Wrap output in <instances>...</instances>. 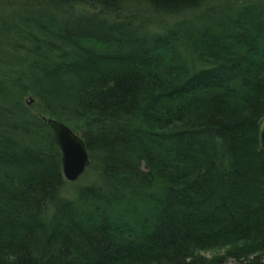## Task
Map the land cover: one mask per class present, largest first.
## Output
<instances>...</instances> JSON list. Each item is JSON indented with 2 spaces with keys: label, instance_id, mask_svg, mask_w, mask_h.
<instances>
[{
  "label": "trees",
  "instance_id": "1",
  "mask_svg": "<svg viewBox=\"0 0 264 264\" xmlns=\"http://www.w3.org/2000/svg\"><path fill=\"white\" fill-rule=\"evenodd\" d=\"M93 27L105 66L79 48ZM44 115L86 145L76 182ZM262 117L264 0H0V159L27 165L0 195V264H229L199 252L223 238L230 264H264Z\"/></svg>",
  "mask_w": 264,
  "mask_h": 264
},
{
  "label": "rangeland",
  "instance_id": "2",
  "mask_svg": "<svg viewBox=\"0 0 264 264\" xmlns=\"http://www.w3.org/2000/svg\"><path fill=\"white\" fill-rule=\"evenodd\" d=\"M129 18H132L131 20L134 23L138 22V19L137 18H133V17H129ZM152 19L155 20L156 22H158V17L157 18H152ZM165 21H167V20H165ZM161 24H163V22ZM77 30L79 31V29H77ZM82 30H84V29H82ZM89 30H91L92 34H93V32H95V35L91 36L92 34H87V32H86L85 34H87V35L84 38L86 42H83L82 44L81 43L79 44V48H83V50L87 52L85 54V58H83V59L89 60L92 63L95 62V63H97L99 65L105 66V64L107 63V60H106L108 58L107 56L110 55V52L107 49L105 50V47H104L105 46L104 43H106V39H108L110 37V36H108V31H106L104 29L101 31L98 27H93L92 29H89ZM37 33H39V31ZM88 36H90V37H88ZM84 43H85V45H83ZM132 55H134V54H132ZM173 55L174 56H178V54H173ZM103 61H105V62H103ZM52 70H53V72H51L50 76L48 77V83H47L48 85H46V88H45V86H43L41 89H46L44 91H48L49 93L60 94L61 93L60 91H61V89L63 87L70 88L68 86V85H70L69 84L70 82L68 80L70 79L69 76H70L71 73H66L65 72V73H62V74H57V73H59L60 70H54V69H52ZM97 73H98V78L99 77H102L104 75V72H97ZM63 93H64V91H63ZM63 93H62V95H63ZM70 95H71V93H66L65 94V96H68V97ZM63 99H65V98H63ZM14 102H15V100H14ZM23 103L26 106V109H28L30 112L31 111L34 112V113L37 112V109L35 108V106H36V99H35L34 93H32V90L31 89L27 93V95H23ZM66 105L67 104H63V106L65 108H66ZM44 116L45 117H48V118H55L54 116L53 117L46 116V115H44ZM71 118H72V116H70L68 119H71ZM262 118H264V117H262ZM55 119L57 121H59V122H62L66 118H64L62 121H60L57 118H55ZM67 123L68 124H71L70 122H67ZM258 129H259V127H258ZM258 140H259V138H258ZM55 143H56V141H55ZM56 145H57V147H59L57 143H56ZM59 150H60L61 168H62V150H61L60 147H59ZM262 150H264V149H262ZM7 155L5 154V156H7ZM86 155L88 156L89 162H90V156L88 155L87 148H86ZM0 161H2L1 164H0V195H2L4 193V191L10 190L12 188L11 187L12 185L14 187V184H15V181H16V179L14 177L16 175L15 174V171H17V170L19 171L20 169H23L27 165L25 163H23L24 161H20L17 158H12L11 161H8V160H5V157H4V158L0 159ZM2 163H3V165H2ZM43 163L44 162H42V164ZM87 168H88V166H86L85 171L87 170ZM62 171H63V168H62ZM85 171L83 172V174L85 173ZM63 177H64V175H63ZM77 181H78V179H77ZM73 182H76V181H73ZM255 238H259V237H255ZM255 238L254 239L251 238L250 239L251 241H248L247 242L248 243L247 245H251V246H254V247L255 246L256 247L259 246L258 245L259 244L258 242H260V241L256 240ZM224 239L225 238L218 239L219 241L221 240L222 242H219V243L216 242L217 244H214V245L212 244L211 247H209V248H202L201 247L200 248V251H199L200 252V255L201 256H204L205 259H212V257H216V256H224L223 258L225 259V263H229V264L232 263L233 262V259L227 257V256L233 254V253L232 254H229V252L232 250V249L230 250V247L231 246L228 245V244H230L229 243L230 241H228L227 238H226L227 240H224ZM233 244H235V243H233ZM233 246H235V245H233ZM238 249L239 248L234 247L233 250L234 251H237ZM227 251H229V252H227Z\"/></svg>",
  "mask_w": 264,
  "mask_h": 264
},
{
  "label": "water",
  "instance_id": "3",
  "mask_svg": "<svg viewBox=\"0 0 264 264\" xmlns=\"http://www.w3.org/2000/svg\"><path fill=\"white\" fill-rule=\"evenodd\" d=\"M43 119L49 125L56 143L62 150L64 179L72 182L77 181L89 164L83 139L65 123L45 116ZM258 127L259 148L264 149V118L260 119Z\"/></svg>",
  "mask_w": 264,
  "mask_h": 264
}]
</instances>
